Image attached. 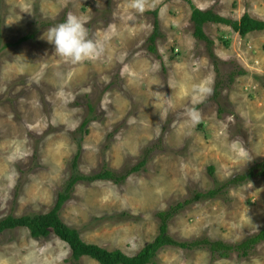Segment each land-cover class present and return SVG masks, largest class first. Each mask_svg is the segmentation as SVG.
<instances>
[{
  "label": "rangeland",
  "instance_id": "obj_1",
  "mask_svg": "<svg viewBox=\"0 0 264 264\" xmlns=\"http://www.w3.org/2000/svg\"><path fill=\"white\" fill-rule=\"evenodd\" d=\"M192 2L232 19L247 12L264 20V0ZM148 7L139 14L129 0H0V219L50 210L80 148L84 174L104 165L125 172L146 157L123 182H78L61 209L86 242L135 255L159 234L157 212L264 160V30L242 37L228 25L207 23L216 67L206 42L193 34L188 2L149 0ZM69 13L94 38H110L100 59L70 64L41 38ZM29 33L34 37L20 40ZM201 81L213 87L202 102L192 93ZM192 106L202 115L195 126L186 113ZM87 117L83 133L78 129ZM263 226L259 175L184 204L168 233L178 241L206 236L232 244ZM25 257L32 264H99L89 256L72 260L69 245L53 232L40 238L26 227L1 232L0 264H23ZM155 261L264 264V241L246 256L229 257L167 245Z\"/></svg>",
  "mask_w": 264,
  "mask_h": 264
},
{
  "label": "trees",
  "instance_id": "obj_2",
  "mask_svg": "<svg viewBox=\"0 0 264 264\" xmlns=\"http://www.w3.org/2000/svg\"><path fill=\"white\" fill-rule=\"evenodd\" d=\"M191 5L192 12L190 19L194 24L193 34L196 38L204 40L207 44V49L210 57L217 67V56L214 53L212 40L205 32V25L209 22L221 23L228 25L233 31L239 33L242 37L253 31L264 30V20H260L251 16L245 12L239 19H232L216 13L213 9H200L195 6L192 0H184ZM157 16V11H155ZM159 20L154 21V32L150 36L152 45L150 50L155 51V45L153 44L159 31ZM34 37V33H29L21 37L20 40H26ZM227 44L228 41L225 40ZM8 42L6 45H11ZM233 81V76H230ZM264 86V80H263ZM217 89V88H216ZM91 120L86 118L81 124L80 130L83 133H87L86 128ZM81 139L77 142L81 146ZM81 154V148L76 152L73 159V168L69 177L65 180L64 186L57 193V199L54 206L46 211L34 214H23L15 216L9 214L0 219V233L6 230L15 229L18 227L28 228L30 235L34 238L47 237L51 232L55 233L61 240L65 241L71 249V259L78 261L83 256H89L95 259L99 264H157L155 258L160 249L167 245L177 246L182 248H207L213 256L219 255L220 257H229L232 252L237 251L244 256L248 255L250 251L261 241H264V226L259 229L258 232L253 235L247 236L243 240L237 243H228L223 240H213L208 237H201L192 241H178L175 240L168 233V223L175 211L186 203H192L194 201H200L202 199L213 198L224 189V191L230 185H239L247 182L248 180L264 176V160L257 162L249 169L233 175L227 180L221 187L212 188L208 191H195L193 195L185 200L179 202L170 210L157 212V217L160 220L159 234L151 242H148L138 253L135 255H128L120 249H107L96 243H90L83 240L80 232L77 228L66 223L61 217V209L64 203L71 197L74 190V186L80 181H95V180H113L116 183L125 181L132 173L141 170L145 163L146 157L139 163L128 168L125 172H115L113 169H109L106 165L95 173L84 174L78 170V158ZM123 216L125 214L122 213Z\"/></svg>",
  "mask_w": 264,
  "mask_h": 264
},
{
  "label": "clouds",
  "instance_id": "obj_3",
  "mask_svg": "<svg viewBox=\"0 0 264 264\" xmlns=\"http://www.w3.org/2000/svg\"><path fill=\"white\" fill-rule=\"evenodd\" d=\"M148 5L149 0H129V7L139 14L149 10ZM41 38L54 46L58 57L73 65L100 59L110 39L108 36L103 40L91 36L85 22L72 13H69L63 22L49 27ZM192 93L199 96L202 102L213 93V87L209 82L201 81L193 84ZM186 113L193 126L201 122L202 115L195 106L187 108ZM23 264H32L31 258L25 257Z\"/></svg>",
  "mask_w": 264,
  "mask_h": 264
}]
</instances>
